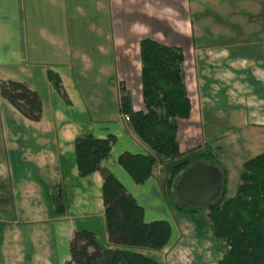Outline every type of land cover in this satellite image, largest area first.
I'll list each match as a JSON object with an SVG mask.
<instances>
[{
  "label": "crops",
  "instance_id": "crops-1",
  "mask_svg": "<svg viewBox=\"0 0 264 264\" xmlns=\"http://www.w3.org/2000/svg\"><path fill=\"white\" fill-rule=\"evenodd\" d=\"M254 1L259 3L255 12L260 18L255 31L250 23L228 22L226 27L216 22L220 14L251 13L236 6L247 0H0V81L22 82L41 99V116L33 121L0 95V264H64L76 229L90 230L102 248L112 247L105 229L102 175L95 171L81 177L77 172L74 141L89 134L115 136L102 164L143 206L145 221L160 215L159 219L170 222L171 238L157 251L160 257L152 258L159 264H175L168 255L180 231L166 213L165 207L173 210L163 197L164 186L158 183L161 170L156 169L161 162L147 180L136 184L117 161L124 151L150 152L118 110L121 87L130 93L135 109L142 108L139 41L144 37L180 47L184 62H193L203 52L196 45L200 34L227 29L224 34L234 37L231 41L239 46L247 45L253 35L261 44L258 59H247V53L235 58L238 51L229 50V63L261 60L264 0ZM47 70L59 76L66 98L53 87ZM240 76L185 73L184 68L192 108L190 117L179 121L182 129L200 126L207 118L205 110L220 103L219 85L213 78H224L225 104L234 115L240 111L245 126L264 128V86L251 85L241 91ZM258 91L261 108L253 105L252 96ZM178 140L181 151V143L184 150L194 147V142L188 143L190 137L182 140L180 132ZM53 186L57 194H50ZM61 202L65 208L56 209ZM134 250L151 257L147 249Z\"/></svg>",
  "mask_w": 264,
  "mask_h": 264
},
{
  "label": "trees",
  "instance_id": "trees-1",
  "mask_svg": "<svg viewBox=\"0 0 264 264\" xmlns=\"http://www.w3.org/2000/svg\"><path fill=\"white\" fill-rule=\"evenodd\" d=\"M140 83L143 108L135 109L131 95L121 87L119 112L126 118L147 153L122 152L118 163L136 184H142L158 163L183 156L179 146V120L191 115V100L184 78V54L180 47L151 37L139 41ZM47 77L64 97L60 78L51 70ZM0 95L24 117L37 121L41 116L39 94L14 80L0 81ZM114 135L97 138L77 137L74 153L78 175L98 171L102 175V200L105 229L112 247L102 248L87 229H76L69 239V259L64 264H159L135 248L160 251L171 238L172 227L166 219L145 221L144 208L113 173L102 164L110 153ZM213 163L222 175L219 195L205 206L184 203L175 192L181 173L196 163ZM226 176L212 152L186 156L175 163L165 182L163 197L172 210L195 215L206 210L214 238L226 243V250L214 264H264V150L245 160L234 195L225 196ZM57 194L55 187L50 194ZM56 209L65 208L63 202Z\"/></svg>",
  "mask_w": 264,
  "mask_h": 264
},
{
  "label": "rangeland",
  "instance_id": "rangeland-1",
  "mask_svg": "<svg viewBox=\"0 0 264 264\" xmlns=\"http://www.w3.org/2000/svg\"><path fill=\"white\" fill-rule=\"evenodd\" d=\"M236 6H238V9H245L247 12L251 11V13L248 12V14L244 15L241 14L240 11H237V14L229 17L220 14L218 16L219 19L216 21L218 25H222L223 22L225 24L228 22L238 23L242 26H244V23H250L252 28H255L253 31L257 30L256 28L258 25H255V22L259 21L260 18L259 15L256 16L255 11L259 9V3L254 0H247L246 4L238 2ZM228 18L233 21L228 20ZM204 33V35L200 34V36L196 38V45L198 49L203 50V52L201 51L200 55H197L199 58L195 61L192 62L188 60L184 62L185 73H242V76L239 77L241 84V86L238 87L239 90L241 88H248V86L251 87V85L258 88L264 86L263 57L261 60L251 62L235 61L229 63L226 59V53L229 50L238 51L234 56L235 58L242 57L243 54L247 53V59H258L260 55H256V51L258 49L260 50L259 47L261 44L260 41L257 39L255 40V35L250 37L252 39H249L251 41H249L247 45L242 43V46H239L237 41H231L235 40L234 37H228L227 34H224L227 33V29L205 30ZM238 37L239 36L236 38ZM233 47L235 48L233 49ZM222 50H225V53L219 55ZM213 80L219 85V91L216 93V96L221 99L220 103L212 109L205 110L207 118L200 126L195 125V127H188L185 130L182 129L181 122H178L179 125H181L179 126V132L182 140L187 142V139L190 137L191 140L188 143L191 141L194 142V147L184 150V144L181 143V148L183 151H186L183 153V156L177 158L164 157L165 160L161 163L160 169H156L157 172L161 170L160 179L158 180L161 187L165 186V182L175 163L186 156H193L202 152H212L219 159L223 171L225 172V196L230 197L234 195L235 189L239 183L242 163L264 150L263 126L257 124H254V126L256 125L259 128H252V124L245 126L243 124L244 119L239 115L240 111L236 110L238 115L237 113L234 115L235 111L229 109L228 104H225V99L228 98V94L224 92L225 89L222 85V82H226L224 78H213ZM131 84L136 86V78L131 79ZM243 90L244 89H241V91ZM133 94L135 95V91ZM260 96L261 91H258L256 95L252 96L255 108H261V104L259 105L257 102L258 99H261ZM133 106L137 108L136 105ZM141 107L143 108V105ZM241 112L243 113L244 110ZM249 112L250 110H248V113ZM252 116H254V114L251 113V117L249 115L247 118L249 123L253 120ZM179 121L183 120L181 119ZM260 127L263 129H260ZM188 146L189 144H187V147ZM165 209L169 212H166L168 216L169 214L171 215L170 218L173 225L180 231V237L168 255L169 261L175 264H214L221 258L227 246L224 241L213 237L212 225L207 217L206 210H202L195 215H187L175 210L170 212L167 207H165ZM153 216V220L161 218L160 215ZM158 216L160 217L158 218ZM142 249L151 251V257H160L158 256L157 250L150 248ZM168 252L169 249L166 248L165 253ZM152 254L154 256H152Z\"/></svg>",
  "mask_w": 264,
  "mask_h": 264
},
{
  "label": "water",
  "instance_id": "water-1",
  "mask_svg": "<svg viewBox=\"0 0 264 264\" xmlns=\"http://www.w3.org/2000/svg\"><path fill=\"white\" fill-rule=\"evenodd\" d=\"M221 179V172L213 163H196L181 173L174 189L184 203L205 206L219 195Z\"/></svg>",
  "mask_w": 264,
  "mask_h": 264
}]
</instances>
